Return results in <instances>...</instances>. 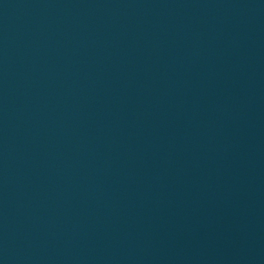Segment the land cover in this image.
Here are the masks:
<instances>
[{
  "label": "water",
  "instance_id": "obj_1",
  "mask_svg": "<svg viewBox=\"0 0 264 264\" xmlns=\"http://www.w3.org/2000/svg\"><path fill=\"white\" fill-rule=\"evenodd\" d=\"M0 264H264V0H0Z\"/></svg>",
  "mask_w": 264,
  "mask_h": 264
}]
</instances>
